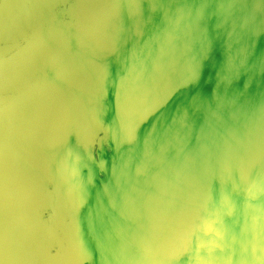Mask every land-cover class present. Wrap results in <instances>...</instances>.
Returning <instances> with one entry per match:
<instances>
[{
	"label": "water",
	"instance_id": "1",
	"mask_svg": "<svg viewBox=\"0 0 264 264\" xmlns=\"http://www.w3.org/2000/svg\"><path fill=\"white\" fill-rule=\"evenodd\" d=\"M0 264H264V0H0Z\"/></svg>",
	"mask_w": 264,
	"mask_h": 264
}]
</instances>
